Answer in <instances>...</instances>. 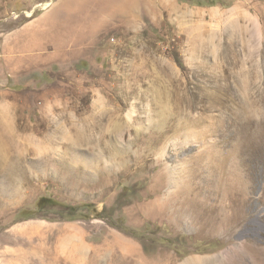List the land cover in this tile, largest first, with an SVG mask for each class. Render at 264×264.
<instances>
[{"label": "rangeland", "instance_id": "374dc122", "mask_svg": "<svg viewBox=\"0 0 264 264\" xmlns=\"http://www.w3.org/2000/svg\"><path fill=\"white\" fill-rule=\"evenodd\" d=\"M91 2L0 0V264H264V0Z\"/></svg>", "mask_w": 264, "mask_h": 264}, {"label": "crops", "instance_id": "0c3cea01", "mask_svg": "<svg viewBox=\"0 0 264 264\" xmlns=\"http://www.w3.org/2000/svg\"><path fill=\"white\" fill-rule=\"evenodd\" d=\"M82 2H84L85 4L83 5L84 7V13L87 12V13H93L94 12V8L95 6L92 5V2L91 0H77V3H78V8L80 9V11H83L81 8L82 6L79 7V4H81ZM87 2V3H86ZM138 245H141L142 243L140 241H136ZM143 250V248H142ZM144 252V250H143ZM135 253V252H134ZM136 254L137 255H140V252L138 250V248L136 249Z\"/></svg>", "mask_w": 264, "mask_h": 264}, {"label": "trees", "instance_id": "16d2710c", "mask_svg": "<svg viewBox=\"0 0 264 264\" xmlns=\"http://www.w3.org/2000/svg\"><path fill=\"white\" fill-rule=\"evenodd\" d=\"M199 5H201V3H199ZM211 5H214V3H211Z\"/></svg>", "mask_w": 264, "mask_h": 264}, {"label": "bare ground", "instance_id": "6f19581e", "mask_svg": "<svg viewBox=\"0 0 264 264\" xmlns=\"http://www.w3.org/2000/svg\"><path fill=\"white\" fill-rule=\"evenodd\" d=\"M50 5V3L48 4V6Z\"/></svg>", "mask_w": 264, "mask_h": 264}]
</instances>
